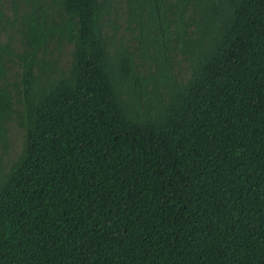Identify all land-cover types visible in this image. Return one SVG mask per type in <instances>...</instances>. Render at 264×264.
I'll return each instance as SVG.
<instances>
[{"label": "trees", "instance_id": "obj_1", "mask_svg": "<svg viewBox=\"0 0 264 264\" xmlns=\"http://www.w3.org/2000/svg\"><path fill=\"white\" fill-rule=\"evenodd\" d=\"M5 2L0 264H264V0Z\"/></svg>", "mask_w": 264, "mask_h": 264}, {"label": "rangeland", "instance_id": "obj_2", "mask_svg": "<svg viewBox=\"0 0 264 264\" xmlns=\"http://www.w3.org/2000/svg\"><path fill=\"white\" fill-rule=\"evenodd\" d=\"M12 0H6L4 3V15L11 21L13 19V11H12V5H11ZM120 7L118 11L119 15V22L122 25V28L124 27V5L123 2L124 0H118ZM19 6H23L22 3H18ZM18 16V15H17ZM3 26L5 27L6 30H1L0 31V42L1 43H6L8 38V34L12 33L13 31L10 30L11 27L6 26L3 23ZM17 38V37H16ZM13 45L16 47L15 50L19 51V47L17 44V40L14 38L13 40ZM68 47H65L62 52L59 55V64L62 67H66L68 64ZM10 72H9V79L13 80L14 74L17 72V67L15 65L9 67ZM21 140H22V132L20 131L19 128L15 126V124H10V127L6 133V142L8 145V154L6 153L2 157V160L7 159V161L11 160L15 154L20 150V145H21Z\"/></svg>", "mask_w": 264, "mask_h": 264}]
</instances>
